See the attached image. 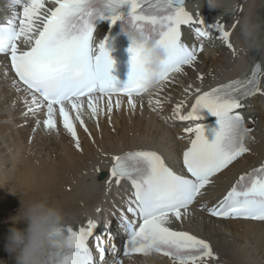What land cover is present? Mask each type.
<instances>
[{"label":"snow or ice","instance_id":"obj_1","mask_svg":"<svg viewBox=\"0 0 264 264\" xmlns=\"http://www.w3.org/2000/svg\"><path fill=\"white\" fill-rule=\"evenodd\" d=\"M53 2L56 6L47 8L44 0H11L10 6H21L22 12L0 25V54L10 57L11 69L18 78L13 81V87L31 97L30 101H25V115H35L46 109L43 125L47 130L56 128L58 115L78 150L81 145L76 121L88 132L84 126L85 115L98 119L107 114L110 121L113 108L121 106L120 95L128 98L130 109H135L134 97L145 94L139 84L138 49L131 44L128 81L121 89L114 86L115 78L110 75L113 61L105 47L107 38L96 46L92 43L94 21L108 20L114 24L123 18L117 10L127 5L125 23L128 27H145L157 34L159 42L166 44L170 52L168 68L160 88L154 91L156 93L172 74L193 65L201 50L182 42V26L188 25L198 37L218 38L227 48L233 49L225 24L206 26L202 19H194L185 10V0ZM259 67L257 64L250 76L231 80L209 91L201 93L199 88L195 89L199 94L186 114L181 112L183 101L176 106L174 113L181 121H197L200 109H207L218 118V128L214 130L211 142L200 124L185 129L192 136L190 146L182 154L187 175L178 174L151 150H134L112 157V181L117 185L127 181L132 191L125 201V210L120 212V227L125 234L122 250L113 244L112 259L108 261L105 254L109 250L104 246L107 241L96 237L99 264H122L121 251L124 257L134 253L144 256L163 254L172 264L218 262L208 241L186 231L174 230L171 224L174 220L183 222L189 215V207L203 194L202 190L213 183L216 174L250 152L239 135L238 126L245 124L240 111L245 98L256 93L264 95V85L258 80V75L264 73L257 71ZM114 95L117 97L115 104L111 99ZM103 96L109 97L106 106L99 103ZM82 97H87L89 111L84 109ZM246 130L251 131L248 127ZM207 212L218 218L264 222V163L241 175L222 199L207 208ZM96 227L95 221L89 219L86 226L78 229L70 226L62 229L69 235L70 247L57 253V264H98L88 243Z\"/></svg>","mask_w":264,"mask_h":264},{"label":"bare ground","instance_id":"obj_2","mask_svg":"<svg viewBox=\"0 0 264 264\" xmlns=\"http://www.w3.org/2000/svg\"><path fill=\"white\" fill-rule=\"evenodd\" d=\"M44 3L47 8L56 6L53 0H44ZM200 3L201 0H186L185 9L196 19L200 14L205 16L206 26L224 23L233 49L227 48L218 38H209L197 52L193 65L184 66L183 72L170 77L158 93L134 98L135 109L128 107L127 97H119L121 106L113 108L110 121L107 114L98 119L85 115L84 126L88 132L83 130L79 121L75 122L81 145L79 150L60 118H56L55 129L47 130L43 125L46 110L25 115L26 95L13 87L15 79L8 60L0 55V248L5 245L8 230L12 227L10 217L17 213L21 199L27 202L47 197L62 208L68 226L74 229L86 226L89 219L100 225L105 213L112 219L116 214L115 207L123 206L129 194L122 183L117 185L110 177L111 166L107 164L113 156L134 150H151L163 154L173 168L178 167L183 150L192 138L185 129L200 122L179 120L174 113L176 106L183 101L181 112L186 114L199 94L195 89L199 88L202 93L243 77L250 73L251 64L257 60L253 56L256 51H253L243 63L236 61L238 22L247 10L249 0H239L240 11L232 14H221L207 6L201 9ZM256 4L261 19H264V3L256 0ZM10 5L11 0H0V10L9 6L11 16L22 12L21 6ZM0 20H3L1 12ZM111 26V22L102 21L98 32L105 36ZM181 37L189 46H197L187 32ZM257 53L261 73H264V53ZM261 77V85H264V74ZM111 99L115 104L117 97ZM108 100L109 97L103 96L99 103L106 106ZM242 103L241 114L246 127L251 129L245 141L250 152L213 177V183L202 190L203 194L189 207V215L183 222L174 220L171 224L174 230L186 231L208 241L219 258L216 264H264L263 222L219 220L206 212L242 174L264 163V95L256 93ZM83 107L89 111L87 105ZM99 206L102 208L97 211ZM104 238L106 241L116 239L111 233H105ZM0 251L3 254H0V260L14 264L12 256L6 257L4 250ZM119 259L122 264H172L168 257L159 254L144 256L134 253L129 257L121 254Z\"/></svg>","mask_w":264,"mask_h":264},{"label":"clouds","instance_id":"obj_3","mask_svg":"<svg viewBox=\"0 0 264 264\" xmlns=\"http://www.w3.org/2000/svg\"><path fill=\"white\" fill-rule=\"evenodd\" d=\"M204 6L221 14L240 11L239 0H201L199 7L202 9ZM238 28V63H243L253 51L264 53V19L259 15L256 0H249ZM126 35L131 45L138 49L139 84L145 94H151L162 84L163 74L168 68L169 48L159 42L157 34L145 27L129 26ZM238 128L245 142L249 137L245 124H239ZM20 204L17 213L10 217L12 227L6 236L5 250L12 256L14 264H57V253L70 247L69 235L62 230L69 227L62 208L47 197L27 202L21 199ZM18 224L26 227H16ZM0 264L6 262L0 260Z\"/></svg>","mask_w":264,"mask_h":264},{"label":"water","instance_id":"obj_4","mask_svg":"<svg viewBox=\"0 0 264 264\" xmlns=\"http://www.w3.org/2000/svg\"><path fill=\"white\" fill-rule=\"evenodd\" d=\"M185 2H186V0H185ZM253 56H254V58L258 59V53H257V52H255V53L253 54Z\"/></svg>","mask_w":264,"mask_h":264},{"label":"rangeland","instance_id":"obj_5","mask_svg":"<svg viewBox=\"0 0 264 264\" xmlns=\"http://www.w3.org/2000/svg\"><path fill=\"white\" fill-rule=\"evenodd\" d=\"M198 209L200 210L201 209V206H199Z\"/></svg>","mask_w":264,"mask_h":264}]
</instances>
